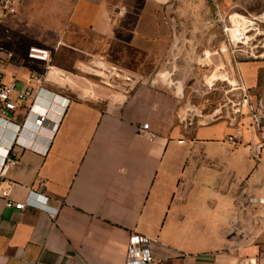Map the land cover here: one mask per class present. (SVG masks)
Returning a JSON list of instances; mask_svg holds the SVG:
<instances>
[{"label":"crops","instance_id":"0c3cea01","mask_svg":"<svg viewBox=\"0 0 264 264\" xmlns=\"http://www.w3.org/2000/svg\"><path fill=\"white\" fill-rule=\"evenodd\" d=\"M154 2L162 0H74L70 25L79 39L72 47L75 59L63 63L75 73L54 61L48 72L45 64L27 60L29 48L42 41L31 37L22 19L0 24L3 46L14 54L3 82L17 91L29 86L42 89L43 96L56 94L50 118L60 122L54 134L53 125L38 136L28 126L23 136L45 153L15 148L18 165L0 177V264H125L132 232L152 240L161 264H264V204L249 203L264 198V150L252 151L264 142V127L244 126L243 137L230 143L234 128L228 121L202 123L216 106V93L193 106L199 114L187 109L189 118L182 117L178 84L136 72L158 69L167 52L169 32L154 12H144ZM92 35L102 36V48L96 41L102 38L93 46L83 43ZM117 43L143 59L127 62L111 46ZM100 57L144 83L154 82L121 108L122 93L86 73L89 61ZM235 70L254 98L264 99L262 64L237 63ZM26 112L19 108L7 118L19 124ZM146 122L155 139L136 133ZM12 134L0 121V142L8 144ZM6 189L15 202L41 194L59 215L9 209L1 198Z\"/></svg>","mask_w":264,"mask_h":264},{"label":"rangeland","instance_id":"374dc122","mask_svg":"<svg viewBox=\"0 0 264 264\" xmlns=\"http://www.w3.org/2000/svg\"><path fill=\"white\" fill-rule=\"evenodd\" d=\"M165 1L154 2L151 6L145 4L143 8L147 14L154 12L158 25L169 32L167 52L158 69L136 72L149 79L159 75L158 78L178 84L176 86L184 93V100L177 108L179 115L189 118L191 112L187 109L199 114L193 106L204 104L205 83L225 78L228 76L225 71H235L237 63H261L264 69V0ZM73 3L74 0H24L19 13L12 19L15 25L19 18L22 19L23 26L30 28L31 37L41 40V46L53 54L52 62L63 65L69 73H75V68L65 65L63 59H75L72 47L79 39L70 25ZM97 38L102 36L92 35L84 38L83 43L93 46ZM102 40H96L101 48ZM111 46L116 53L120 52L119 43ZM121 51L127 62L143 59L142 56L136 58L128 46Z\"/></svg>","mask_w":264,"mask_h":264},{"label":"built area","instance_id":"2783aa9c","mask_svg":"<svg viewBox=\"0 0 264 264\" xmlns=\"http://www.w3.org/2000/svg\"><path fill=\"white\" fill-rule=\"evenodd\" d=\"M22 3L23 0H0V24L15 17L19 13ZM13 58L14 54L6 50L0 37V121H5L7 130L13 133L8 144L3 145L0 142V150L4 151L0 156V177H4L9 169L18 165V157L14 152L15 148L19 147L25 150L45 153L36 147L33 139L29 141L23 136L29 130L28 126L31 125L36 128V131L32 129L35 136H38L41 129L47 128L48 124L53 125L52 132L54 134L60 124L59 121L56 122L50 118V112L56 103V94L50 93L47 96H43L42 89L35 91L29 86L17 91L14 84L7 85L3 82L5 64L10 63ZM27 60L45 64L48 72L53 69L51 66L52 54L44 47H30L27 53ZM86 73L92 78H96L101 85L121 92L124 96L121 108L135 96L140 88L149 87L148 85L154 82L144 83L133 72L110 65L102 57L91 59ZM32 79L41 82L34 75L31 76ZM15 80L16 78L14 77ZM45 80L46 78L43 79V81ZM205 88V94L210 97H213L216 93L217 101L213 110L203 117L202 123L228 121L234 128V132L228 136V142L233 144H236L243 137L244 126L251 131L262 130L264 127V99L261 97L254 98L251 90L244 84L237 70L231 76L218 78L210 83L206 82ZM68 105L69 101L62 105V114L66 112ZM35 107H39L40 112H36ZM19 108L27 109L23 121L19 124L10 122L7 117L11 113H16ZM246 119L249 120L247 126L244 123ZM185 120V118H182L181 122H185ZM136 133L144 137L150 134L152 139L156 138L148 122L137 126ZM183 142V140L179 141L180 144ZM262 150H264V142L257 144L252 149L255 154L261 153ZM1 198L9 209L25 211L28 207H35L49 211L53 218L59 215V212H54L48 207V198L36 192H31L26 202L13 201L10 198V190L8 189L2 191ZM249 203L264 204V198H250ZM151 243L152 240L145 235L130 233L127 240L125 264H161L152 254Z\"/></svg>","mask_w":264,"mask_h":264}]
</instances>
